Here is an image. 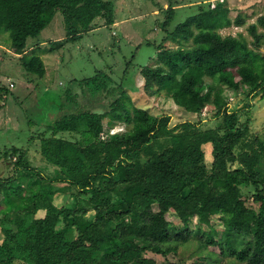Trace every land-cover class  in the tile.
Here are the masks:
<instances>
[{"label": "trees", "instance_id": "16d2710c", "mask_svg": "<svg viewBox=\"0 0 264 264\" xmlns=\"http://www.w3.org/2000/svg\"><path fill=\"white\" fill-rule=\"evenodd\" d=\"M177 6L166 9L164 30ZM57 12L66 38L53 41L51 52L92 31L97 18L106 27L114 24L110 0H0V34L9 33L10 51L22 55L26 72L45 75L42 58L25 56V49L27 39L39 36ZM228 15L225 1L200 5L156 46L158 64L140 70L148 95L164 93L192 114L209 105L218 120L215 126L201 128L192 121L170 126L169 115L153 116L135 106L125 88H110L108 78L97 74L83 81L91 95L113 97L109 129L100 111L82 109L56 119L39 147L52 176L44 175V167H32L25 150L11 148L16 164L12 175L0 178V194L16 217L10 212L0 217V264H158L146 252L176 253L178 241L186 242L191 233L192 219L209 225L215 215L222 221V236L216 240L208 232L206 244L239 263L264 264V129L254 130L249 104L231 111L222 95L226 86L240 90L243 100L264 97V53L258 51L264 33L257 32V25L264 29V17L249 27L256 49L251 50L240 38L218 32L230 25ZM170 38L193 45L169 49L164 42ZM67 97L72 101L69 91ZM112 121L131 128L111 134ZM70 134L80 138L64 137ZM204 146L210 149L209 166ZM34 176L35 184L30 182ZM54 183L77 190L74 204L54 203L60 193ZM250 187L257 208L246 204L244 190ZM39 211L44 215L35 218ZM169 212L183 224L181 229L170 226ZM27 217L33 218L28 222Z\"/></svg>", "mask_w": 264, "mask_h": 264}, {"label": "rangeland", "instance_id": "374dc122", "mask_svg": "<svg viewBox=\"0 0 264 264\" xmlns=\"http://www.w3.org/2000/svg\"><path fill=\"white\" fill-rule=\"evenodd\" d=\"M114 5V24L104 25L103 18L93 22L94 29L75 42L66 43L62 48L50 51L51 43L66 38V30L59 12L54 15L52 22L36 38H28L25 56L32 54L42 58L45 75L26 72L21 65V56L10 51L11 39L9 33L0 34V178L9 177L16 164V154L11 148H20L27 152L26 159L32 167H44L45 176H52L54 170L51 165L42 160L39 153L40 139L50 136L49 126L60 116L72 114L80 110H91L105 114V128L109 129L111 114L108 113L109 103L113 100L91 95L89 86L83 80H88L99 74L108 78L109 87L125 88L132 103L144 108L153 116L169 115L170 126L192 121L201 128H210L218 123L213 117L214 108L207 106L201 114H192L176 105L164 93L151 96L144 91V79L140 74L143 66L158 64L156 46L167 38V31L185 21L198 12L200 5L204 7L217 1H225L229 10L230 25L218 29L223 36H234L244 41L249 49L253 46V37L249 27L257 24L260 17H264V0H110ZM170 4H178L174 11V18L167 30L163 29L166 9ZM241 20L243 23H239ZM257 32L264 33V29L257 25ZM181 41V42H179ZM172 40L164 42V46L175 49L179 46L190 48L192 40ZM258 50V49H257ZM264 53V40L258 50ZM262 64L257 60V65ZM210 80L211 79H206ZM239 80V78H236ZM82 82V84H81ZM70 92L72 101L68 100ZM118 92L121 90L117 89ZM245 91V88H244ZM248 91V89L246 90ZM245 91V92H246ZM223 98L228 102L229 110H238L244 104H249V113L253 119L255 131L264 129V97L243 100L240 90L229 89L224 86ZM113 122V121H112ZM109 133L130 130V126L122 121H114ZM103 136H106L104 134ZM65 138L77 140L80 135H65ZM205 163L209 166L211 154L209 146H204ZM44 162V163H43ZM50 166V167H48ZM38 179H30L33 184ZM23 197L29 195L26 183L23 184ZM57 194L54 203L57 206H70L77 199V190L67 184L54 183ZM264 188V186H263ZM245 191L246 204L257 208L252 200L253 187ZM115 195L112 200L115 202ZM156 210V206L153 207ZM10 212L12 219L16 217L13 207L7 205L0 194V217ZM44 211H39L35 218L42 217ZM33 217H27L30 222ZM170 226L181 229L183 224L169 212L166 215ZM9 224H6V227ZM189 232L186 242L178 241L176 253L166 257L146 252L145 257L153 258L158 264L165 261L180 264H242L228 253L220 255L219 248L206 244V234L212 232L216 240L220 239L223 224L219 215L211 217L209 225H199L192 219L188 226ZM70 238L76 234L69 231ZM3 239L0 230V241Z\"/></svg>", "mask_w": 264, "mask_h": 264}]
</instances>
